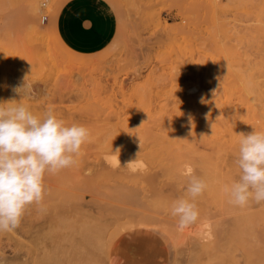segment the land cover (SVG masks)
Returning a JSON list of instances; mask_svg holds the SVG:
<instances>
[{"label":"rangeland","instance_id":"rangeland-1","mask_svg":"<svg viewBox=\"0 0 264 264\" xmlns=\"http://www.w3.org/2000/svg\"><path fill=\"white\" fill-rule=\"evenodd\" d=\"M77 1L0 0V101L14 99L40 117L51 109L90 131L77 163L46 174L42 204L25 211L21 223L41 227L33 237L0 232V258L264 264V202L234 206L224 191L240 175L237 134L264 132V0H96L107 31L91 51L72 47L63 31ZM103 153L117 160L109 171L136 159L154 184L121 187L98 177L93 164ZM186 165L207 187L195 200L198 220L181 231L171 208L188 198ZM15 237L30 247L23 256H14Z\"/></svg>","mask_w":264,"mask_h":264},{"label":"clouds","instance_id":"clouds-1","mask_svg":"<svg viewBox=\"0 0 264 264\" xmlns=\"http://www.w3.org/2000/svg\"><path fill=\"white\" fill-rule=\"evenodd\" d=\"M23 90L24 86L12 89L19 95ZM12 101H0V232L17 229L25 211L42 204L45 175L74 166L82 145L90 139L89 129L82 124H66L51 109L40 117L25 104ZM237 135L241 139L235 163L240 175L230 186L225 185L224 191L234 206L243 207L250 201L260 204L264 202V132L253 129ZM119 152L118 147L114 153ZM185 167L188 198L177 199L171 208L181 231L198 220L195 200L207 187L190 165Z\"/></svg>","mask_w":264,"mask_h":264},{"label":"crops","instance_id":"crops-1","mask_svg":"<svg viewBox=\"0 0 264 264\" xmlns=\"http://www.w3.org/2000/svg\"><path fill=\"white\" fill-rule=\"evenodd\" d=\"M96 0H80L72 3L64 13V33L69 44L81 51H91L103 44L102 34L107 12ZM108 22V21H107Z\"/></svg>","mask_w":264,"mask_h":264},{"label":"bare ground","instance_id":"bare-ground-1","mask_svg":"<svg viewBox=\"0 0 264 264\" xmlns=\"http://www.w3.org/2000/svg\"><path fill=\"white\" fill-rule=\"evenodd\" d=\"M35 5H36V3H34ZM169 31V29L166 27L165 29H164V32L165 33H167ZM72 67V66H71ZM82 67V66H81ZM83 69V68H82ZM67 120H69V122L71 123V121H70V119H67ZM67 122V121H66ZM68 122V123H69ZM69 123V124H70ZM148 123H146V125H147ZM114 126V125H113ZM115 127V126H114ZM137 127H139V126H137ZM141 127H143V128H145L146 126L143 124ZM136 129V128H135ZM138 129V128H137ZM145 130V129H144ZM222 138V137H221ZM107 154V153H106ZM108 155V156H107ZM107 155H105L104 153H103V157H104V162H102L101 164H100V166H98V165H94L93 164V167L94 166H97V167H100V170H99V172L98 173H96V175L98 176V177H101V178H103V179H105V180H109V181H114V182H117V185L118 186H124V187H130V186H138V185H142L143 183H149V184H154V182H155V175H146L147 173H145V172H141V170H138L136 167H137V165L136 164H134V163H132V164H130V165H128V166H126L128 163H131V162H133L132 160H129L128 162H127V164L125 165V166H123V167H120V166H118L119 168H117L118 170H114V171H111L112 169H113V166H114V164L116 163V161L114 160V162L109 158V154H107ZM111 157V156H110ZM112 159H113V157H111ZM98 159V158H97ZM127 161V160H126ZM141 162V161H140ZM99 163H100V161H99ZM124 163V162H123ZM109 167V168H108ZM111 167H112V169H111ZM141 167V166H140ZM143 167V166H142ZM95 168V167H94ZM107 168H108V170H107ZM91 169H93V168H91ZM90 169V170H91ZM95 169H97V168H95ZM109 169H111L110 171H109ZM114 169H116V167H114ZM95 173V170L93 171V173L92 174H94ZM91 174V173H90ZM94 176H95V174H94ZM74 199V198H73ZM66 200V199H65ZM68 201V200H67ZM71 202V201H70ZM63 203H65V201L63 202ZM66 204H67V202H66ZM72 204V203H71ZM64 205V204H63ZM61 206H62V204H61ZM60 207V206H59ZM53 208H55V207H53ZM80 217H81V215H80ZM71 218V217H70ZM55 219V218H54ZM53 219V220H54ZM61 220H63L62 218H60ZM57 220V219H56ZM60 220V221H61ZM74 221V220H73ZM63 222V221H62ZM76 222V221H75ZM38 222H34V221H29V222H24V223H21L20 224V226L18 227V230L17 231H19L20 233H21V235H23V236H25V235H29L28 237H30L39 227H41V225H40V223H39V225L37 224ZM64 223H68V222H63V223H61V222H59V224H61V225H63ZM99 223V222H98ZM72 224V223H71ZM75 224V223H74ZM77 224H78V222H77ZM66 225V224H65ZM68 225V224H67ZM80 225V224H79ZM97 225H99V224H97ZM95 226V225H94ZM101 226V225H100ZM99 226V227H100ZM50 227L52 228H54V225L53 226H51L50 225ZM58 227V226H57ZM65 227V231H66V229H68V228H66V227H68V226H64ZM64 227H62V228H64ZM80 227H81V225H80ZM62 228H60L61 229V231H63L64 233L63 234H65V231L62 229ZM95 228V227H94ZM72 229H75V228H72ZM78 229H79V227H78ZM90 229V228H89ZM92 229V228H91ZM100 229V228H99ZM102 229V228H101ZM58 230V229H57ZM84 230H86L87 232H88V229H84ZM96 230V229H95ZM51 231V230H50ZM53 231H55V230H53ZM70 231H71V229H70ZM74 231V230H73ZM77 231V230H76ZM83 231V230H82ZM67 232V231H66ZM81 231H79V233H80ZM98 232V231H97ZM62 233V232H61ZM70 233H72V232H70ZM74 233V232H73ZM83 233H85V232H83ZM95 233H96V231H95ZM99 233V232H98ZM10 234L12 235V233L10 232ZM14 234V233H13ZM54 234V233H53ZM53 234H51V235H53ZM81 234V233H80ZM94 234V233H93ZM50 235V236H51ZM55 235V234H54ZM62 235V234H61ZM72 235V234H71ZM74 235H75V233H74ZM74 235H72L73 237H74ZM88 233H86L85 234V236H83L82 234H81V237L83 236V239L86 237V238H88ZM69 236V235H68ZM79 236V235H78ZM31 237H33V236H31ZM70 237V236H69ZM59 238V237H58ZM67 238V237H66ZM16 241H17V243H18V245H19V253H16L14 256H16V257H20V256H23L24 254H26V250H29L30 249V247H29V249L27 248V249H25L24 250V248L26 247L25 246V244H23L22 242H23V240L21 241V239H19V237H15L14 238ZM60 239V238H59ZM75 239H76V237H75ZM14 240V241H15ZM74 240V239H73ZM78 240V239H77ZM61 241V240H60ZM84 241V240H83ZM69 242H71V241H69ZM69 242H67L68 244H69ZM75 242H77V241H75ZM79 243H80V241H78ZM62 243V242H61ZM56 244H58V243H56ZM84 244V243H83ZM86 244V243H85ZM73 245V244H72ZM76 244H74V246H75ZM67 247H68V245H66ZM56 247V246H55ZM84 247V246H83ZM88 247V246H87ZM51 247H49L48 249H50ZM59 248V247H58ZM69 248V247H68ZM98 248V247H97ZM48 249H47V251H48ZM57 249V248H56ZM60 250H61V247L59 248ZM70 249H71V247H70ZM52 250H53V247H52ZM17 251V252H18ZM24 251H25V253H24ZM51 251V250H50ZM58 252H60V251H58ZM50 253H52V252H50ZM53 253H55V252H53ZM52 253V254H53ZM48 254V253H47ZM46 253H45V255H47ZM51 254V255H52ZM44 255V254H43ZM54 255H57V254H54ZM50 256V255H49ZM46 257V256H45ZM64 257V256H63ZM47 258H49V257H46V260L48 261V259ZM50 258H52L51 256H50ZM53 258H54V256H53ZM60 258V257H59ZM7 259H9L8 257H7ZM7 259L5 258V256H1V258H0V264H6V261H7ZM19 259V258H18ZM57 259V258H56ZM61 259V258H60ZM65 259V258H64ZM78 260V259H77ZM45 262V261H44ZM52 262V261H51ZM58 261H56V263H57ZM60 262H61V260H60ZM67 263H68V261H66ZM88 262V261H87ZM96 262V261H95ZM94 262V263H95ZM35 263L36 264H38L37 262H36V260H35ZM80 263V261L78 262V264ZM93 263V262H92ZM8 264V263H7ZM45 264V263H44ZM47 264V263H46ZM50 264H52V263H50ZM81 264V263H80ZM83 264V263H82Z\"/></svg>","mask_w":264,"mask_h":264}]
</instances>
